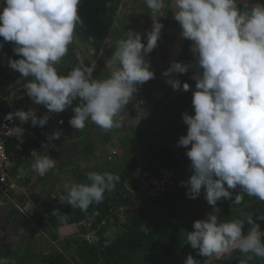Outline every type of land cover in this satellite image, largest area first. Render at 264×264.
<instances>
[{"label": "clouds", "instance_id": "1", "mask_svg": "<svg viewBox=\"0 0 264 264\" xmlns=\"http://www.w3.org/2000/svg\"><path fill=\"white\" fill-rule=\"evenodd\" d=\"M81 0H0V37L13 42V51L20 59H9V67L23 77L33 79L26 84V94L35 104H43L50 112L60 113L80 98L73 108L69 124L84 129L91 121L105 131L121 127V111L138 91V85L154 79L150 62L145 56L156 47L163 24L153 20V28L142 36L134 30L117 41L110 60V75L94 79L95 66L81 62L60 75L56 65L68 53L76 25L80 22L78 6ZM151 13L164 15L166 0H144ZM174 19L181 26V35L191 41L190 50L196 57L198 71L192 97L194 115L182 113L187 134L178 145L190 148L193 174L183 186L186 195L196 199L202 187L209 205L233 194L229 189L238 186L234 203L243 202L244 193L264 201V4L247 5L241 9L237 0H172ZM3 48V43H0ZM190 64L174 62L163 72L185 74ZM173 90L181 89V80L166 81ZM190 85L184 82L183 91ZM23 122L31 120L33 127H43L49 116L37 117L36 111L17 110L8 113ZM62 124L63 121L61 120ZM19 135L24 129L14 127ZM60 138L55 131L49 141ZM42 147L47 145L42 143ZM36 155L33 169L41 177L56 167V160L33 151ZM86 183L65 184L66 195L59 196L61 203L86 211L93 203H101L105 192L115 190L120 181L118 174L89 172ZM58 209L53 215L59 216ZM264 220V215L257 216ZM245 221L251 228L245 235ZM194 231L187 241L199 255L210 257L230 254L239 250L247 264L253 256L264 258V232L251 215L242 219L219 221L210 214L206 220H196ZM107 246V244H106ZM252 255H248V254ZM0 264H14L0 257ZM184 264H199L191 254Z\"/></svg>", "mask_w": 264, "mask_h": 264}, {"label": "trees", "instance_id": "2", "mask_svg": "<svg viewBox=\"0 0 264 264\" xmlns=\"http://www.w3.org/2000/svg\"><path fill=\"white\" fill-rule=\"evenodd\" d=\"M243 1L247 3L248 7L264 4V0ZM118 2L119 0H90L82 6V9L80 8L83 14L87 13L83 18L85 26H80L83 31L82 40L84 42L92 40L91 44L96 48V52H99L102 41L110 34ZM180 55L178 61L190 64L189 71H192L193 74L201 71L196 65V57L190 47H188V52L184 51ZM78 62L75 53L71 51L69 63L72 66H77L80 64ZM58 73L65 75L66 71L61 69L58 70ZM194 91L195 87L186 92L183 90L178 92L171 100L163 95L158 99V103L154 107L155 112H153L157 114L151 115L152 117L156 116L155 125L158 127L156 133L149 132L147 129L148 123L151 122V116H148L145 121V129H139L140 132H137V134L151 136V141L145 146L147 160L142 162L131 157L129 149L132 144H127L128 149L125 150L124 159H121L119 164L113 165L110 170L111 173L120 176V181L116 184L115 190L105 192L101 203H93L86 211H82L78 207H71L67 203H60L59 200L53 199L54 206L51 207L47 217L54 227L57 225L56 221L61 223L60 226H70L75 223L79 225L87 215L96 214L92 229L98 240L93 243L81 240L78 244L77 251L82 264H176V260L179 259H176L175 256L179 251L184 258L179 260V264H184L189 254L198 260L199 264H207L211 256H200L199 249H193L188 243L187 234L194 231L193 224L196 220H206L210 214L217 215L219 221L242 219L251 215L254 221L260 225L261 231L264 232V220L257 219V216L264 215V201L244 193L243 202L235 204L236 194L242 192L239 186L236 189H229L233 195L228 199L221 198L216 205L208 204L203 187L196 199H190L186 195L189 189L187 186H183L182 182L189 179L193 170L190 167L191 161L186 156V151H182L181 147L183 146L179 148L178 145L179 138L187 134V125L180 123L179 119H183L182 113L184 112L194 115L192 106ZM166 106H171V108L165 110ZM15 145H17L16 141L9 143V153H20L14 148ZM164 171H171L180 178V181L167 185L155 196L144 199L139 208L131 210V206L135 202L126 197L128 193L124 185L125 182L131 186V191H137L139 189L137 181L142 174H148L153 179H158ZM75 178L77 183L88 182L87 176L76 175ZM63 195H66V191ZM54 209L59 210V216L53 215ZM121 211H124L125 214L123 222L119 217ZM69 216L73 218H69ZM246 228L248 229L245 230ZM250 228L251 225L245 222L244 233H247ZM83 229L81 227V230ZM113 230H116L118 234L110 242L106 235ZM140 254L146 258L147 262L141 260ZM226 257L228 258L227 264H240L241 260L246 259L245 254L238 249L227 254ZM172 258L175 262H170ZM48 259L51 264H70L60 255L54 258L50 256ZM247 264H264V258L253 256Z\"/></svg>", "mask_w": 264, "mask_h": 264}, {"label": "crops", "instance_id": "3", "mask_svg": "<svg viewBox=\"0 0 264 264\" xmlns=\"http://www.w3.org/2000/svg\"><path fill=\"white\" fill-rule=\"evenodd\" d=\"M129 2L134 5H146L144 0H129ZM166 4L167 7L163 10L164 15L157 16L148 8L145 14L140 13L139 9L135 11L136 15L141 14L135 26L144 30L143 33L147 34L152 30L153 20L163 24L157 47L145 56V60L150 62V69H159L166 65L167 61L179 52L180 43L184 40L181 35V26L173 16L172 0H166ZM129 30H133V27L125 28L124 31L121 28L118 36L126 37ZM143 33L140 34L142 38L144 37L143 43L146 44V35ZM82 62L88 66H95L94 79H105L110 75L109 61L91 62L86 56ZM160 78L161 76H156L143 85L137 86L138 91L133 94V98L119 116L121 127L108 131L90 120L86 122L82 130L75 129L69 124V120L74 116L73 108L79 105L80 98L60 113L50 112L43 104L31 103L33 105L30 109L36 111L38 118L47 114L49 120L43 127H33L31 120L23 123L19 120L18 126L24 129L23 135L15 131L13 142L16 141L15 146H21L23 151L19 154L11 153L13 166L9 176L17 185V190L10 195L9 199L0 196V257H7L10 261H14V264H48L49 256L55 253L53 249L56 248L59 251L57 242L59 245L63 243V236H59L56 232V236L53 237L48 228L65 229L75 226V224L67 227L60 226L59 221H56L59 226L51 225L47 216L51 207L54 206L53 199L57 200V197L65 193V184L77 183L76 175L87 176L86 174L92 170H100L103 165H108L109 156L114 155L116 159L120 155V150L126 145V141H130L129 136L134 129L132 124L136 119L135 116L145 112L143 110L150 111L152 96L155 93L153 81ZM60 120L63 121L62 125L58 124ZM55 131L60 132V138L49 141L47 137ZM42 143L47 147H42ZM33 151L56 160V167L43 177L38 175L32 167L36 159V155L32 154Z\"/></svg>", "mask_w": 264, "mask_h": 264}, {"label": "rangeland", "instance_id": "4", "mask_svg": "<svg viewBox=\"0 0 264 264\" xmlns=\"http://www.w3.org/2000/svg\"><path fill=\"white\" fill-rule=\"evenodd\" d=\"M89 1L90 0H81L78 6V15L80 17V22L76 25L75 32H74V38H73L72 43L68 46L67 55L61 60V62L58 65H56L57 71L62 69V70H65L67 74V72L71 71V68L75 67L69 63V56H70L71 51L75 53L79 62H82V59L86 56L91 60V62H95V60L98 62L100 61L104 63L106 61L110 62V58L113 54V50L114 51L116 50L117 41L120 40L121 38H126V37L118 36L119 32H121V28L123 29V31L125 30V28L130 29V27H133V30L139 33H143L144 31V30H141L138 26L136 27L135 24L139 20V17L141 15L140 13L143 12L145 14V10L148 8L147 5H142V6H140L139 4L134 5V4H131L129 0H119V5L117 6L116 13L113 16V27L110 31V34L102 41V45H101L99 52H96L95 51L96 48L91 44L92 40L86 41V42L82 40L83 31L80 29V26L84 25L83 18L87 15L86 12H84L85 14L84 15L81 12V9H82V6L85 5L86 2H89ZM237 3L241 9H243L247 5V3H245L243 0L241 1L237 0ZM137 9H139L138 11L140 12L139 13L140 15L135 14L136 13L135 11ZM143 34L146 35V33H143ZM142 42H144V37L142 38ZM0 43H3V47H4V48H0L1 49L0 50V113L7 115L8 113H15L17 110L28 111L33 105L31 103H34V102L32 98H30L26 94V91H27L26 84L29 81H31L33 78L23 77L21 73H19V71L14 70L11 67H9V63H8L9 59L16 60V59L22 58L19 55L14 53L13 51V48L15 46L14 43L5 42L3 40V37H0ZM181 43H183V45ZM181 43H180L179 52H176L174 54V57L170 61H167L168 63L166 65H163L159 69L157 68L150 69L155 73V77L161 76V78L157 81H153L154 83L153 89L155 93L152 96V107L150 111L143 110L145 112L138 113L135 116L136 119L134 120L132 124V127L134 129L131 130L130 136H129L130 141H126V145L122 148V150H120V155L116 159H114L112 162H108L107 163L108 165H103L102 169L92 170L91 172L93 171L98 172V173L110 172L113 165L119 164V162H121V159H124L123 157L125 156V150L128 149V145H127L128 142L132 144V146L129 149L131 152V157L137 158L138 160H141L142 162H145L147 160V152H146L145 146L147 145L148 142L151 141V136H149L148 134L147 136L141 133L137 134V132L139 131V129H145V126H146L145 121L148 118V116L150 117L152 114H155V115L157 114L153 112H155L154 107L158 103V99H160L163 95V97L167 98L168 100H171V98H174V96L178 92L182 91V85L184 82H187L190 85L189 90L195 87V81L191 78L194 75L192 71H188L185 74L173 73L171 74L170 77H165L163 75V72L166 71L171 66L172 63L179 62L178 58L179 56H181L180 54H182L184 51L188 52V47L191 46L192 42L184 38V40L181 41ZM112 46L114 47L112 48ZM181 63H184V62H181ZM30 78L31 80H29ZM169 78L180 79L182 82L181 89L173 90L172 87L166 82ZM156 87L158 88L155 89ZM5 96H8V97H5ZM170 108L171 106H166L164 109L169 110ZM144 113H147V114H144ZM155 117L156 116L152 117L151 122L148 123L147 125L148 126L147 129L149 132L153 131L154 133H156L157 131L158 127L155 125V123L157 122L155 120ZM13 118L15 119V122H16L15 127H17L19 123V118L17 117H13ZM179 122L184 123L183 119L181 120L179 119ZM164 136H167V135H164ZM181 148H182V151L184 152L188 150L185 147H181ZM179 181H180V178L174 175L171 171L162 172L158 179H153L148 174H142L138 178V181H137L138 188H139L137 191H131V186L127 182L124 181L125 182L124 185L127 189L126 192L128 193L126 197L130 201L135 202L131 206V210L135 208H139L142 205V202L144 201V199H146L147 197L155 196L159 192L163 191L167 185L173 184ZM56 199H57L56 201L58 200L60 201L59 197H57ZM119 217L121 221L123 222L125 219L124 211H121V214ZM69 218H73V217L69 216ZM95 218H96V214H89L87 215L86 219L79 225L75 223L74 227L65 228V229L48 228V231L50 232V234H52L53 237L56 236V232H58L59 236H63V241H62L63 243L59 245V243L57 242L58 244L57 247L59 248V251L56 248L53 249V251H55L54 254H57V255L53 254L50 256L54 258L55 256L60 255V256H63L66 259V261L70 264H82L81 259L79 258V253L77 251L78 244L81 242V240H86L90 243H93L98 240V238L95 235V231H93L92 229V223L95 221ZM67 226L69 225H66V227ZM81 227H83L84 229L81 230ZM247 229L248 228H246L245 230ZM62 230H65V232H62ZM245 230H243V233L245 232ZM62 233H65V235L64 234L62 235ZM117 234L118 232L116 230H113L110 233H108L106 237H108L109 241L111 242L113 239L116 238ZM244 234L246 235L247 233H244ZM50 252H52L51 248H50ZM179 252L176 254L175 258L181 261L184 258H183V254ZM239 255L237 256L240 257ZM139 256L141 257V260L143 262L144 261L147 262L146 258L143 255L140 254ZM226 256L227 254L220 255V256L213 255L210 257L207 264H227L228 258ZM179 260H176L175 262L174 259L172 258L170 262H175L176 264H179L180 262ZM48 264H51V263L48 261Z\"/></svg>", "mask_w": 264, "mask_h": 264}, {"label": "built area", "instance_id": "5", "mask_svg": "<svg viewBox=\"0 0 264 264\" xmlns=\"http://www.w3.org/2000/svg\"><path fill=\"white\" fill-rule=\"evenodd\" d=\"M5 117V114L0 113V196L9 199L10 195L17 190V185L9 176L13 166V155L8 152L9 143L15 139L16 122L14 118L8 121ZM60 121L58 124L62 125L63 123L61 124ZM16 150L21 152V146H16ZM113 159L114 155L108 157L110 162Z\"/></svg>", "mask_w": 264, "mask_h": 264}]
</instances>
